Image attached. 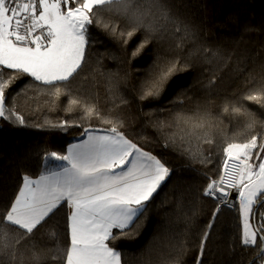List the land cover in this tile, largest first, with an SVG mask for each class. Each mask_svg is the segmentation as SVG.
<instances>
[{
    "label": "trees",
    "instance_id": "16d2710c",
    "mask_svg": "<svg viewBox=\"0 0 264 264\" xmlns=\"http://www.w3.org/2000/svg\"><path fill=\"white\" fill-rule=\"evenodd\" d=\"M83 37L64 81L0 67V264L66 263V204L31 231L6 218L23 181L64 168L91 132L124 138L168 174L106 242L120 264H262L264 203L249 244L240 205L217 212L207 193L227 148L254 145V164L264 139V0H113L90 9Z\"/></svg>",
    "mask_w": 264,
    "mask_h": 264
},
{
    "label": "crops",
    "instance_id": "0c3cea01",
    "mask_svg": "<svg viewBox=\"0 0 264 264\" xmlns=\"http://www.w3.org/2000/svg\"><path fill=\"white\" fill-rule=\"evenodd\" d=\"M75 1L46 0L37 6L39 21L49 28L50 38L59 34L62 39L70 40L67 36L71 32L70 26L77 25L83 17L81 34L76 40L72 39L74 44L68 45V50L65 49V67L57 71L59 75L69 72L68 78L82 61L83 30L88 22V12L96 6L87 4L100 0H82V6L69 9L68 5ZM6 5L0 0L1 26H8L10 19ZM253 150L251 144L231 146L225 151L226 156L237 157L247 165V178L256 167L252 164ZM65 162L66 166L59 171L23 181L6 222L20 230L31 231L60 205L66 204L70 247L65 264H120L119 257L107 248L106 242L113 230L127 229L133 224L144 204L165 182L167 171L155 158L136 149L124 138L95 132L70 145ZM262 190L264 168L260 177L247 185V192L252 193L253 199ZM251 209L252 203L247 209L245 230L242 221L244 239L249 244L255 243L257 237L250 222ZM240 211L242 216L241 207ZM258 225L264 231V211Z\"/></svg>",
    "mask_w": 264,
    "mask_h": 264
},
{
    "label": "built area",
    "instance_id": "2783aa9c",
    "mask_svg": "<svg viewBox=\"0 0 264 264\" xmlns=\"http://www.w3.org/2000/svg\"><path fill=\"white\" fill-rule=\"evenodd\" d=\"M16 13L12 32L13 39L22 47L33 50L46 43L49 28L39 21L37 6L46 0H1ZM244 162L234 156H226L221 166L220 177L212 182L207 196L216 204V211L233 210L244 202V188L261 175L264 157L259 160L254 173L249 178L243 176Z\"/></svg>",
    "mask_w": 264,
    "mask_h": 264
},
{
    "label": "rangeland",
    "instance_id": "374dc122",
    "mask_svg": "<svg viewBox=\"0 0 264 264\" xmlns=\"http://www.w3.org/2000/svg\"><path fill=\"white\" fill-rule=\"evenodd\" d=\"M113 0H100L90 1L87 6L92 4L99 5L100 2H109ZM99 2V3H94ZM7 6V5H6ZM8 7V6H7ZM9 22L8 26L0 25V67L14 70H21L28 74L35 81L43 84H50L57 81L66 80L69 72H60L62 75L57 73L58 70L64 69L65 66V49L68 50V45L74 44L72 39H77L81 34V25H83V17H80L76 22L77 25L70 26L71 32L67 34L70 40L62 39L63 36L54 34L49 38L46 43L35 50H28L22 47L19 43L14 41L12 26L15 18V14L9 10ZM85 22V20H84ZM86 24V22L84 23ZM67 47V48H66ZM39 49V50H38ZM64 49V50H63ZM14 54H10L11 52ZM3 115V110H0V116ZM230 156V155H229ZM242 161V160H241ZM245 164V163H244ZM247 165L244 166L243 176L247 175ZM252 176V175H251ZM252 194V193H251ZM247 192V186L244 188V202L240 204L242 210V221L244 223V230L247 227V209H250L253 197ZM245 232V231H244Z\"/></svg>",
    "mask_w": 264,
    "mask_h": 264
},
{
    "label": "water",
    "instance_id": "95a60500",
    "mask_svg": "<svg viewBox=\"0 0 264 264\" xmlns=\"http://www.w3.org/2000/svg\"><path fill=\"white\" fill-rule=\"evenodd\" d=\"M263 149H264V139L262 140V143H261V145H260V147H259V150H258V152H257V155H256V157H255V160H254V165H255V166L257 165V163H258V161H259V159H260V157H261V155H262ZM263 203H264V199L261 200L260 202H258V203L256 204V206L254 207V210H253V213H252V226H253V228H255V215H256V212H257V210L259 209V207H260ZM263 253H264V246L262 247V249H261V251H260L258 257H261V256L263 255ZM252 262H253V261H252ZM252 262H251V263H252ZM251 263H249V264H251Z\"/></svg>",
    "mask_w": 264,
    "mask_h": 264
}]
</instances>
